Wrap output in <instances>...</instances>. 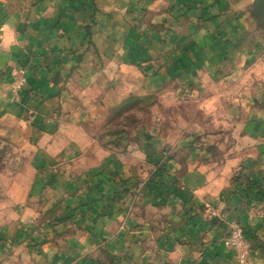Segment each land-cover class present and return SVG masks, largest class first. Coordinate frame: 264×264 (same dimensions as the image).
<instances>
[{"label":"crops","instance_id":"obj_1","mask_svg":"<svg viewBox=\"0 0 264 264\" xmlns=\"http://www.w3.org/2000/svg\"><path fill=\"white\" fill-rule=\"evenodd\" d=\"M253 2L0 0V144L21 159L0 177V264H237L226 223L264 240ZM169 90L215 108L233 141L180 130L171 148V129L130 143L105 132L129 96Z\"/></svg>","mask_w":264,"mask_h":264},{"label":"rangeland","instance_id":"obj_2","mask_svg":"<svg viewBox=\"0 0 264 264\" xmlns=\"http://www.w3.org/2000/svg\"><path fill=\"white\" fill-rule=\"evenodd\" d=\"M186 95L187 92L180 93L173 90L158 92L139 98L138 96L131 95L127 103H124L120 108L118 107V109L115 110L111 120H109L105 127V132L109 134H120L125 139V142L129 141L130 143L132 141L131 138L134 136L133 134L138 130H148L153 126L159 127L160 130L171 129L172 133H175L174 136L168 138L169 146L172 148L179 140L187 139V137L179 135L180 130H182V132L192 131L195 133V131L200 128L207 132L213 130L215 133L222 134L223 138H221V141L226 144L231 143L233 140L225 135L228 122L222 119L219 126L218 122H213L211 120L213 116L217 115L218 111H215V108H213L212 112H215V114L212 115V106L196 104L194 103V99H190ZM199 139L201 138L195 135L189 136L187 144L195 145L199 143V141H197ZM210 153V155L214 157L218 155V153ZM175 155L178 154L174 153L171 158H175L178 161L179 157L176 158ZM20 160V155L18 153H14L8 146L0 144V177H2L3 174L6 175V178L10 176L8 173L9 171L2 172L3 166L7 164L13 165L12 172L19 162H21ZM162 172L163 163L154 170L155 178H161ZM235 176L237 175L235 174ZM253 205L256 206V203ZM221 220L223 221L222 217H220V221ZM235 225H238L243 230L244 236L242 243H239L240 245L237 246L235 244H229L227 246L225 245V238L228 237L234 229L238 228ZM221 241L234 256L237 264H264V258L262 259V254H264V240L260 239L255 231L251 232L237 222H229L226 223ZM255 258L256 261H254Z\"/></svg>","mask_w":264,"mask_h":264},{"label":"built area","instance_id":"obj_3","mask_svg":"<svg viewBox=\"0 0 264 264\" xmlns=\"http://www.w3.org/2000/svg\"><path fill=\"white\" fill-rule=\"evenodd\" d=\"M17 87L20 89L21 84H18ZM258 214L264 215V208L259 209ZM235 226H237L238 228L234 229L232 233L228 237L225 238V245L227 246L229 244H235L237 246V245H240L239 243H242V239L244 236L243 230L238 225H235Z\"/></svg>","mask_w":264,"mask_h":264},{"label":"water","instance_id":"obj_4","mask_svg":"<svg viewBox=\"0 0 264 264\" xmlns=\"http://www.w3.org/2000/svg\"><path fill=\"white\" fill-rule=\"evenodd\" d=\"M253 8L255 16L264 17V0H254Z\"/></svg>","mask_w":264,"mask_h":264},{"label":"trees","instance_id":"obj_5","mask_svg":"<svg viewBox=\"0 0 264 264\" xmlns=\"http://www.w3.org/2000/svg\"><path fill=\"white\" fill-rule=\"evenodd\" d=\"M136 97H137V96H136ZM129 98H130V97H128L127 99H125L123 103H121L120 105H118L117 107H115V108L113 109L112 114H111V117L113 116V113L115 112V110L118 109V107L120 108L124 103H127V101H128ZM138 98H139V97H138ZM111 117H110L109 120H111ZM238 179H239L238 176H235L234 180L237 181ZM259 200H260V201H264V196H260Z\"/></svg>","mask_w":264,"mask_h":264},{"label":"clouds","instance_id":"obj_6","mask_svg":"<svg viewBox=\"0 0 264 264\" xmlns=\"http://www.w3.org/2000/svg\"><path fill=\"white\" fill-rule=\"evenodd\" d=\"M5 27L7 28L8 26L6 25Z\"/></svg>","mask_w":264,"mask_h":264}]
</instances>
